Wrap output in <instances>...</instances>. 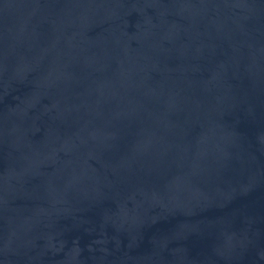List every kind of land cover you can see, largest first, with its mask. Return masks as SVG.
<instances>
[{
  "label": "water",
  "instance_id": "obj_1",
  "mask_svg": "<svg viewBox=\"0 0 264 264\" xmlns=\"http://www.w3.org/2000/svg\"><path fill=\"white\" fill-rule=\"evenodd\" d=\"M0 264H264V0H0Z\"/></svg>",
  "mask_w": 264,
  "mask_h": 264
}]
</instances>
